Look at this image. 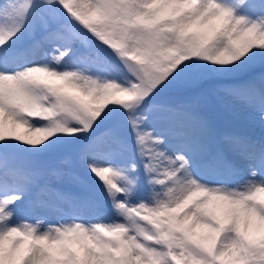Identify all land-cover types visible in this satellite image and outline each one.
<instances>
[{
  "label": "snow or ice",
  "instance_id": "obj_1",
  "mask_svg": "<svg viewBox=\"0 0 264 264\" xmlns=\"http://www.w3.org/2000/svg\"><path fill=\"white\" fill-rule=\"evenodd\" d=\"M0 264H264V0H0Z\"/></svg>",
  "mask_w": 264,
  "mask_h": 264
},
{
  "label": "rangeland",
  "instance_id": "obj_2",
  "mask_svg": "<svg viewBox=\"0 0 264 264\" xmlns=\"http://www.w3.org/2000/svg\"><path fill=\"white\" fill-rule=\"evenodd\" d=\"M236 111L239 112V117H240V119H243L245 113H243V112L240 111L239 109H237ZM233 119H234V117H233L232 115L226 114V115H225V118H224V125H225V126H228V125L232 122ZM256 131L259 132V126H258V125L256 126Z\"/></svg>",
  "mask_w": 264,
  "mask_h": 264
}]
</instances>
